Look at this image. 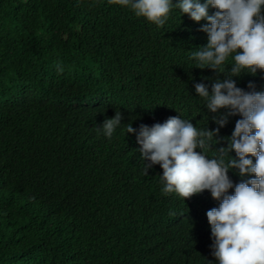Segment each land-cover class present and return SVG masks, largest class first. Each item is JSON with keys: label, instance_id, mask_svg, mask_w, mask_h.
<instances>
[{"label": "trees", "instance_id": "16d2710c", "mask_svg": "<svg viewBox=\"0 0 264 264\" xmlns=\"http://www.w3.org/2000/svg\"><path fill=\"white\" fill-rule=\"evenodd\" d=\"M200 25L173 12L157 27L115 0H0V264H214L209 191L162 193L135 133L96 128L119 109L133 128L207 114L230 135L238 114L216 125L193 86L224 73L186 66ZM233 79L264 88L260 70Z\"/></svg>", "mask_w": 264, "mask_h": 264}, {"label": "clouds", "instance_id": "9594fccd", "mask_svg": "<svg viewBox=\"0 0 264 264\" xmlns=\"http://www.w3.org/2000/svg\"><path fill=\"white\" fill-rule=\"evenodd\" d=\"M115 3L157 27L165 25L173 12L200 21L206 42L188 51L186 66L209 68L224 73V78L212 80L210 88L204 82H195L198 100L214 113L211 119L220 127L231 115L238 114L239 118L230 135L219 137L218 127L206 126L207 114L200 127L189 118L169 115L162 122L133 128L131 123L121 122L122 113L117 109L96 126L98 134L110 138L121 124L126 133H135L143 173L153 165L162 169V193H174L184 201L192 194L209 191L218 202L205 212L214 264H264V88L257 89L253 81H248V74L255 76L258 70L264 76V0ZM56 70H62L59 64ZM233 77L246 79L247 89L237 86ZM220 139L227 143L211 147ZM230 170L241 179L232 180Z\"/></svg>", "mask_w": 264, "mask_h": 264}]
</instances>
